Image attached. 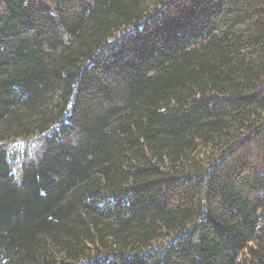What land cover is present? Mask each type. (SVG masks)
I'll use <instances>...</instances> for the list:
<instances>
[{"label": "trees", "instance_id": "1", "mask_svg": "<svg viewBox=\"0 0 264 264\" xmlns=\"http://www.w3.org/2000/svg\"><path fill=\"white\" fill-rule=\"evenodd\" d=\"M0 264H264V0H0Z\"/></svg>", "mask_w": 264, "mask_h": 264}]
</instances>
